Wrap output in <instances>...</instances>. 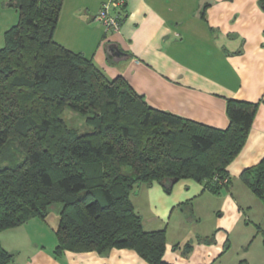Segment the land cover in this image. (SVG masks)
Wrapping results in <instances>:
<instances>
[{"label":"trees","instance_id":"1","mask_svg":"<svg viewBox=\"0 0 264 264\" xmlns=\"http://www.w3.org/2000/svg\"><path fill=\"white\" fill-rule=\"evenodd\" d=\"M63 2H10L19 20L0 48V233L46 220L60 203L57 255L133 249L150 264H170L166 228H144L133 190L159 183L170 193L175 178L206 182L215 192L227 187V168L247 142L259 103L228 99L225 129L151 107L124 77L108 78L55 40ZM67 108L93 131L70 128ZM241 179L264 201V158ZM185 247L188 253L192 244ZM13 262L0 241V264Z\"/></svg>","mask_w":264,"mask_h":264},{"label":"crops","instance_id":"2","mask_svg":"<svg viewBox=\"0 0 264 264\" xmlns=\"http://www.w3.org/2000/svg\"><path fill=\"white\" fill-rule=\"evenodd\" d=\"M105 1L64 0L55 40L92 59L108 78L124 77L151 107L183 118L225 129L228 99L259 103L247 142L227 168V187L215 192L194 179L177 181L170 194L159 183L147 193L136 187L131 200L144 228H166L163 259L170 264H264V252L260 263L250 250L231 255L250 229L245 216H255L241 174L264 158V0H127L114 11L121 17L117 31L96 19ZM142 192V200L132 199ZM160 200V211L148 214ZM49 217L0 233L13 264H150L133 249L57 255L60 215ZM192 223L202 228L191 236L184 228Z\"/></svg>","mask_w":264,"mask_h":264},{"label":"rangeland","instance_id":"3","mask_svg":"<svg viewBox=\"0 0 264 264\" xmlns=\"http://www.w3.org/2000/svg\"><path fill=\"white\" fill-rule=\"evenodd\" d=\"M15 3V1H13ZM19 20V13L18 10L15 6H3V4H0V48H2L5 45V39H4V32L16 24ZM63 119L65 120L66 124L72 128L77 130L79 133H86V132H91L93 131V127L87 123V118L83 116L82 114L67 108L63 112L62 115ZM234 181H237V178H234ZM234 182V183H235ZM244 184V183H243ZM243 186H246L245 184ZM143 192H148L147 190L148 185L147 184H141L140 189ZM247 190H250L246 186ZM138 188H135L133 190V193H138ZM141 193L139 198H136L134 195H132L133 200H142V194ZM170 194V193H168ZM251 207L255 213V216L247 214L245 216V222L246 225L250 226V229L245 228L244 224L241 225V228H245V231L247 232L246 234L242 233V243L240 244V247L237 248V252H233L231 255L235 256L237 253L243 254L245 252H248L249 250L251 251L249 253V256L253 254V258H251L254 262L260 263L261 259L263 258V248H264V240L261 238V235L259 233L261 232V227L264 228V201L263 199L257 197L251 192ZM156 198V197H155ZM159 207H156L155 209H150L148 214H152L155 211H160L161 207L163 206V202L160 200L159 201ZM62 208V204L56 203L51 207V213L49 220L51 221L55 215L59 214L60 210ZM250 217V220H249ZM208 218L211 220V217L208 216ZM200 225H195V223L187 225L185 229V234H190L191 236L194 234V230L196 228H199ZM201 227V226H200ZM209 227H211V223H209ZM202 228V227H201ZM190 232V233H189ZM259 234V236L257 235ZM263 240V241H262ZM242 246V247H241ZM252 246V248L250 247ZM186 248V247H185ZM239 249V250H238Z\"/></svg>","mask_w":264,"mask_h":264},{"label":"built area","instance_id":"4","mask_svg":"<svg viewBox=\"0 0 264 264\" xmlns=\"http://www.w3.org/2000/svg\"><path fill=\"white\" fill-rule=\"evenodd\" d=\"M127 0H107L103 2L96 19L104 24L107 30L117 31L121 25V17L114 11L122 8ZM224 182H228L226 178Z\"/></svg>","mask_w":264,"mask_h":264},{"label":"water","instance_id":"5","mask_svg":"<svg viewBox=\"0 0 264 264\" xmlns=\"http://www.w3.org/2000/svg\"><path fill=\"white\" fill-rule=\"evenodd\" d=\"M177 178L170 180L166 186H172L175 182H177Z\"/></svg>","mask_w":264,"mask_h":264}]
</instances>
